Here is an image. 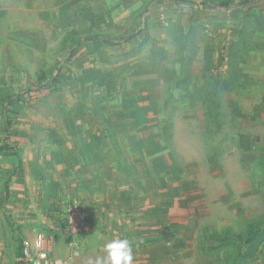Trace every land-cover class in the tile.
<instances>
[{"label":"rangeland","instance_id":"obj_1","mask_svg":"<svg viewBox=\"0 0 264 264\" xmlns=\"http://www.w3.org/2000/svg\"><path fill=\"white\" fill-rule=\"evenodd\" d=\"M38 232L264 264V0H0V264Z\"/></svg>","mask_w":264,"mask_h":264},{"label":"built area","instance_id":"obj_2","mask_svg":"<svg viewBox=\"0 0 264 264\" xmlns=\"http://www.w3.org/2000/svg\"><path fill=\"white\" fill-rule=\"evenodd\" d=\"M74 212H70V215L67 219L68 227L67 233L69 238L67 241V247L72 251V254H75V245H76V236L81 232V228L78 223L73 222L71 215H74ZM51 244L52 241L50 238L46 237L42 233L38 232L32 238L29 247L25 248L23 255L27 263L29 264H73L72 257L67 258H56L51 254Z\"/></svg>","mask_w":264,"mask_h":264},{"label":"clouds","instance_id":"obj_3","mask_svg":"<svg viewBox=\"0 0 264 264\" xmlns=\"http://www.w3.org/2000/svg\"><path fill=\"white\" fill-rule=\"evenodd\" d=\"M107 264H132L133 247L128 239L112 240L104 246ZM97 264H100L97 261Z\"/></svg>","mask_w":264,"mask_h":264}]
</instances>
